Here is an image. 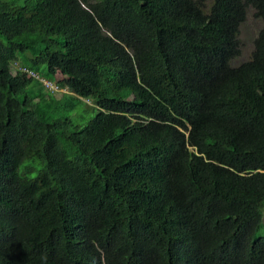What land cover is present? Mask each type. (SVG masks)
Listing matches in <instances>:
<instances>
[{
    "label": "trees",
    "instance_id": "obj_1",
    "mask_svg": "<svg viewBox=\"0 0 264 264\" xmlns=\"http://www.w3.org/2000/svg\"><path fill=\"white\" fill-rule=\"evenodd\" d=\"M251 8L0 0V264H264Z\"/></svg>",
    "mask_w": 264,
    "mask_h": 264
},
{
    "label": "rangeland",
    "instance_id": "obj_2",
    "mask_svg": "<svg viewBox=\"0 0 264 264\" xmlns=\"http://www.w3.org/2000/svg\"><path fill=\"white\" fill-rule=\"evenodd\" d=\"M264 28V20L256 15L254 9L248 11L246 20L241 24L239 38L241 41V54L234 59L233 64L238 65L243 61L249 60L255 49V41ZM56 77L60 79L62 77L61 73L57 69H52ZM45 80V79H44ZM45 82L52 86L54 89H59L55 83H51L47 80ZM56 82V81H54ZM92 103V101H88ZM262 233L264 234V228Z\"/></svg>",
    "mask_w": 264,
    "mask_h": 264
},
{
    "label": "clouds",
    "instance_id": "obj_3",
    "mask_svg": "<svg viewBox=\"0 0 264 264\" xmlns=\"http://www.w3.org/2000/svg\"><path fill=\"white\" fill-rule=\"evenodd\" d=\"M45 260H46V257H45Z\"/></svg>",
    "mask_w": 264,
    "mask_h": 264
}]
</instances>
